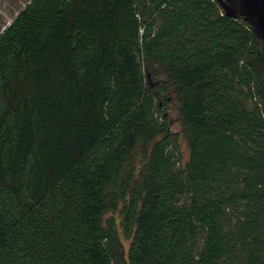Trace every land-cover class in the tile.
<instances>
[{
  "label": "trees",
  "instance_id": "16d2710c",
  "mask_svg": "<svg viewBox=\"0 0 264 264\" xmlns=\"http://www.w3.org/2000/svg\"><path fill=\"white\" fill-rule=\"evenodd\" d=\"M0 264H264L251 23L218 0H30L0 33Z\"/></svg>",
  "mask_w": 264,
  "mask_h": 264
},
{
  "label": "rangeland",
  "instance_id": "374dc122",
  "mask_svg": "<svg viewBox=\"0 0 264 264\" xmlns=\"http://www.w3.org/2000/svg\"><path fill=\"white\" fill-rule=\"evenodd\" d=\"M29 1L30 0H0V33L8 24L12 22L15 16ZM262 45L264 49V40H262ZM145 73L147 75L148 88L157 92L161 82L164 80V75L159 74V76L156 77V75H154L152 72V69L147 68H145ZM156 102L160 106V112L162 111L165 115H167L171 130L175 133H181V119L178 105L173 93L168 92L166 95L164 94L163 96H158L156 98ZM177 144L179 153L183 156L184 160H187L189 155V146L183 135H180V137L177 139ZM115 217L117 220V227L121 240L124 243L125 249L128 250L130 241L126 240L123 234L122 215L116 214Z\"/></svg>",
  "mask_w": 264,
  "mask_h": 264
},
{
  "label": "water",
  "instance_id": "95a60500",
  "mask_svg": "<svg viewBox=\"0 0 264 264\" xmlns=\"http://www.w3.org/2000/svg\"><path fill=\"white\" fill-rule=\"evenodd\" d=\"M229 16H245L261 40H264V0H218Z\"/></svg>",
  "mask_w": 264,
  "mask_h": 264
},
{
  "label": "flooded vegetation",
  "instance_id": "af4514ba",
  "mask_svg": "<svg viewBox=\"0 0 264 264\" xmlns=\"http://www.w3.org/2000/svg\"><path fill=\"white\" fill-rule=\"evenodd\" d=\"M223 8V7H222ZM224 9V8H223ZM225 11V10H224ZM237 17H244L245 18V16L244 15H242V14H238V16ZM248 21V20H247ZM249 22V21H248ZM252 25V24H251ZM253 27V26H252Z\"/></svg>",
  "mask_w": 264,
  "mask_h": 264
}]
</instances>
